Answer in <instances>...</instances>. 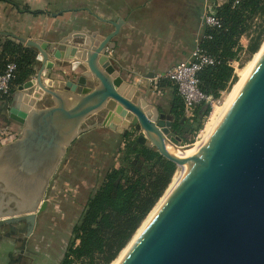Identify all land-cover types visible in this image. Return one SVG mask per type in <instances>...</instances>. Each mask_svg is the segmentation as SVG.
<instances>
[{
    "label": "water",
    "instance_id": "95a60500",
    "mask_svg": "<svg viewBox=\"0 0 264 264\" xmlns=\"http://www.w3.org/2000/svg\"><path fill=\"white\" fill-rule=\"evenodd\" d=\"M102 21L114 31L90 35L85 49L71 48L66 57L77 58L73 70L81 69L63 90L43 81L45 70L53 67L48 44L0 32L36 49L41 63L35 81L20 87L36 89L31 108L10 109L11 121L22 131L0 146V227L25 223L28 235L33 232L71 147L91 129L132 128L138 143L178 167L187 161L194 144H181L174 116L159 110L150 114L146 101L134 102L122 92L124 81L107 53L123 21ZM65 43L59 48L64 50ZM43 94L52 98L51 105L37 104ZM119 264H264V54L193 155L184 178Z\"/></svg>",
    "mask_w": 264,
    "mask_h": 264
},
{
    "label": "crops",
    "instance_id": "0c3cea01",
    "mask_svg": "<svg viewBox=\"0 0 264 264\" xmlns=\"http://www.w3.org/2000/svg\"><path fill=\"white\" fill-rule=\"evenodd\" d=\"M213 1L214 4L221 5L227 0ZM71 2L72 0H0V32L48 44L53 67L45 70L43 81L55 90H63L68 81H73L79 75L81 69L73 70V63L77 58L70 60L66 57L70 56L71 48L85 49V40L90 35L95 33L99 37H105L114 31L113 25L102 20L123 21L121 31L112 39L111 49L107 53L115 72L124 81L122 92L134 102L146 101L145 110L150 114L155 115L159 110L174 116L173 88L161 86L158 91L161 81L155 82V91L144 88L142 77L146 75L156 78L190 59L203 34L201 18L206 0H80V3L95 6L78 9H70L64 5ZM55 3H63V9L55 11L52 8ZM25 7L41 13L34 15L25 12ZM1 33L0 52L2 45L9 40L19 43ZM64 42L66 48L62 50L59 46ZM36 52L38 54L37 50ZM56 55L61 57L56 58ZM40 67L41 63L37 60L35 74L26 83L35 81ZM20 87H16L9 98L0 101V146L16 139L22 131L21 125L11 121L10 109L31 108L36 89L21 90ZM52 102V98L46 94L37 100L40 106H49ZM118 128L122 130L121 134L127 130L122 125H118ZM130 130L136 133L134 129ZM22 225L0 227V264L18 263L12 236H17V232L13 229L11 233H5V228L10 226L19 230ZM18 232L21 234V231ZM3 237L7 238V242H1ZM22 244L27 249L28 240L24 243L22 241ZM7 254L9 257L5 259Z\"/></svg>",
    "mask_w": 264,
    "mask_h": 264
},
{
    "label": "trees",
    "instance_id": "16d2710c",
    "mask_svg": "<svg viewBox=\"0 0 264 264\" xmlns=\"http://www.w3.org/2000/svg\"><path fill=\"white\" fill-rule=\"evenodd\" d=\"M233 2L216 4V17L222 27L203 31L211 38L204 39L202 44L216 59V64L199 74L200 88L214 99H219L238 81L230 63L238 60L245 49L251 56L257 53L264 39V0H243L238 6ZM23 10L34 15L41 13L30 11L28 7ZM258 19L261 22L256 27L255 36L244 48L241 39L252 31ZM10 62L18 67L14 91L34 76L37 52L9 40L2 45L0 52V73ZM160 86L173 88L175 131L180 135L187 129L190 133L201 129L211 108L205 104L199 106L194 121L183 123L184 105L176 88L165 81H161ZM122 163L121 167L106 174L102 187L89 200L80 223L73 229L74 239L60 264H112L163 197L178 168L156 149L127 135Z\"/></svg>",
    "mask_w": 264,
    "mask_h": 264
},
{
    "label": "rangeland",
    "instance_id": "374dc122",
    "mask_svg": "<svg viewBox=\"0 0 264 264\" xmlns=\"http://www.w3.org/2000/svg\"><path fill=\"white\" fill-rule=\"evenodd\" d=\"M209 4L215 5L213 0H206L204 5L206 7ZM64 5L70 9L95 6L94 4L80 3V0H72L71 3ZM64 5L63 3H55L54 7L52 6V8L55 11H58L63 9ZM198 13L200 14V12ZM202 19L203 17L201 18V21H203ZM260 22L261 21L259 19L255 20L252 31L242 37V45H244L246 48L250 45V42L255 36L254 32ZM263 45L264 39L258 52L252 56L246 51V54L242 59V63L236 69V74L238 76L237 83L233 85L230 90L221 94L220 98L217 99V106H224V108L228 107L232 99L243 85V81L241 80V71H243L249 65L254 57L258 56V53L262 52L261 50L264 48ZM142 78L143 85L145 84L143 86L144 88L153 89L156 86L154 83V76L148 77L144 75ZM163 81L173 85V83L169 80ZM239 82L242 84L241 86ZM160 88L161 86L158 84L157 90L159 91ZM95 121L96 119H93L89 121L88 124ZM210 122L211 120L208 122L206 119L203 120V123L201 121V129L197 130L196 133H190L188 129L185 130L183 134H180L182 137L181 144L183 146L194 144L193 146H195L201 141L205 140L207 134V124ZM194 127L196 128L197 125H194ZM109 129L110 128L108 127L105 129H102V127L91 129L90 131L82 134L75 141L70 149L68 157L54 179L53 185L49 190L47 197L48 206L45 211L38 215L36 226L32 235H28V228L25 223H23L22 229L18 230L17 228H13L17 232V236L12 235L14 236L13 240L16 245L14 253L16 254V259L19 260L16 264L61 263L67 248L74 239L73 229L80 223L89 200L102 187L106 174L110 170L122 166L125 151V136L127 135L132 139H137V136L139 135L138 133L132 132V130H126V132L121 134L122 131L118 132L113 129H111V131ZM142 169L145 170L143 167ZM182 173L183 169L178 167L172 182L169 185L170 188L173 184L174 178L181 177ZM168 188L163 197L157 203L158 205L161 203L163 198L167 196L166 193H168L170 190V188L169 190ZM158 205H156L154 209ZM153 210L151 212H153ZM149 216L150 214L148 217ZM146 220L143 223H145ZM5 229V233H11L12 231L11 227ZM18 231H21V234ZM135 235L133 239L135 238ZM27 240L28 245L26 249L25 246L23 247L22 241ZM3 241L7 242V238L5 239V237H3L1 242ZM130 243L127 245V247L130 245ZM125 249L112 264H117L119 262ZM8 257L9 254L5 256V259Z\"/></svg>",
    "mask_w": 264,
    "mask_h": 264
},
{
    "label": "built area",
    "instance_id": "2783aa9c",
    "mask_svg": "<svg viewBox=\"0 0 264 264\" xmlns=\"http://www.w3.org/2000/svg\"><path fill=\"white\" fill-rule=\"evenodd\" d=\"M242 1L243 0H234L233 5L238 6ZM215 9L216 4H209L205 7L202 21L203 31L205 29H217L222 27L221 21L216 17ZM210 38V36H205L203 33L188 61L176 65L165 74L157 76L154 80V83L163 80H169L173 83L178 95L182 98L184 116L186 120L190 122L194 121L198 107L204 104L211 108L210 114L205 118L209 122L211 120L214 104L218 102L217 99L205 94L200 88L199 74L204 69L215 66L216 64V59L202 44L204 39ZM242 46L246 48L244 45ZM245 54L246 49L240 53L238 60L230 63L235 71L242 63ZM17 70V65L14 62H10L7 64L4 72L0 73V101L12 95L13 83L17 77Z\"/></svg>",
    "mask_w": 264,
    "mask_h": 264
},
{
    "label": "bare ground",
    "instance_id": "6f19581e",
    "mask_svg": "<svg viewBox=\"0 0 264 264\" xmlns=\"http://www.w3.org/2000/svg\"><path fill=\"white\" fill-rule=\"evenodd\" d=\"M263 47H264V45H263ZM261 51L262 52L261 53H258V56L254 57V59L249 63V65L243 71H241L242 72V74H241L242 75L241 80L243 81L242 82L243 85L240 83L241 82L240 81L239 83H240V86L242 85V87L239 89V91L237 92V94L235 95V97L232 99V101L230 102V104L228 105V107L227 108H224V106H217V103L218 102H216L214 104V108H213L212 116H211V122L207 124V128H206V131L207 132L205 131L207 133L206 134V139L210 135H212L215 127L220 122V120L223 117V115L226 113V111L228 110V108L231 106V104L233 103V101L235 100V98L237 97V95L239 94V92L241 91V89L243 88V86L245 85L246 81L248 80V78L251 75L252 71L254 70L255 66L258 64V62L260 61L261 57L263 56V54H264V48ZM205 140L201 141L199 144H197L195 146H192L191 149L189 151H187V161H186L185 165L181 167L183 169V173H182L181 177L174 178L173 184L171 185V188L169 187L170 190L168 188L169 192L166 193L167 196H165V198H163V200L161 201V203L159 205L157 204L158 206L153 210V212L150 213V216L148 217V219L146 220V222L143 223V225L140 228V230L138 231V233H136L135 238L132 240V242L130 243V245L125 249L124 253L121 255V258H120L119 262L117 261L118 262L117 264H119L121 262V260L124 258V256L129 251V249L132 247V245L138 239V237L140 236V234L147 227V225L150 223V221L153 219V217L158 213V211L161 209V207L163 206V204L166 202V200L168 199V197L175 190V188L177 187V185L184 178L185 174L187 173V171H188V169H189V167L191 165L193 155L199 150V148L201 146V143L204 142ZM172 151H173V149H172Z\"/></svg>",
    "mask_w": 264,
    "mask_h": 264
},
{
    "label": "flooded vegetation",
    "instance_id": "af4514ba",
    "mask_svg": "<svg viewBox=\"0 0 264 264\" xmlns=\"http://www.w3.org/2000/svg\"><path fill=\"white\" fill-rule=\"evenodd\" d=\"M9 228H10V226H9ZM11 228H12V231H13V228H14V227H11Z\"/></svg>",
    "mask_w": 264,
    "mask_h": 264
}]
</instances>
